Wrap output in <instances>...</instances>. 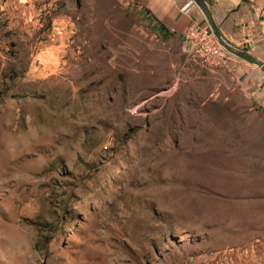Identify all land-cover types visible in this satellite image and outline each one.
Masks as SVG:
<instances>
[{
    "label": "rangeland",
    "instance_id": "1",
    "mask_svg": "<svg viewBox=\"0 0 264 264\" xmlns=\"http://www.w3.org/2000/svg\"><path fill=\"white\" fill-rule=\"evenodd\" d=\"M142 9L0 0V264H217L264 239V111ZM216 164L251 175L218 236Z\"/></svg>",
    "mask_w": 264,
    "mask_h": 264
},
{
    "label": "crops",
    "instance_id": "2",
    "mask_svg": "<svg viewBox=\"0 0 264 264\" xmlns=\"http://www.w3.org/2000/svg\"><path fill=\"white\" fill-rule=\"evenodd\" d=\"M126 1L142 7L145 16L151 19V23L161 35H167V37L179 36L182 38L183 33L192 23L208 29V32L213 35L203 12L193 0ZM209 2L217 23L228 39L236 45L247 48L253 55L264 62V0H209ZM187 4H190L188 9L183 10V6ZM160 24L165 27L163 31L159 27ZM173 28L175 32H171ZM212 39L214 40V37ZM231 66L239 70L241 77L243 76V81L251 88V93L254 96L252 99L253 106L258 110L264 111V72L259 66L235 56L232 59ZM229 172V175H226L225 172L223 175V173L218 171V164L215 165L213 173L214 190L220 195H216L214 203L217 218V220L215 219L214 234L217 236L219 233L222 234L227 231V228L232 231L236 227L237 221L235 222L233 219L238 217L240 210L234 211L231 209L233 202L238 201L236 204L240 207L242 204L247 203L248 195H250L249 184L245 181L247 177H251L249 171L246 172V176L243 171L238 172L236 181L233 178V171L230 170ZM221 200L223 203L220 204L219 208L218 203ZM219 225L221 229H219ZM251 233H254V231H251ZM231 234L232 232H230V236ZM220 239L223 244L224 242L229 244L227 238L223 237ZM256 239L258 240L246 239L242 243L235 244V246L231 242L229 247L225 246L227 244H222V246L226 247L225 249L231 247L236 250L235 254L230 250H225V253L228 254L234 264H241L243 261L240 260L241 257H245L246 264H264V239ZM238 251L242 252L239 253Z\"/></svg>",
    "mask_w": 264,
    "mask_h": 264
},
{
    "label": "built area",
    "instance_id": "3",
    "mask_svg": "<svg viewBox=\"0 0 264 264\" xmlns=\"http://www.w3.org/2000/svg\"><path fill=\"white\" fill-rule=\"evenodd\" d=\"M189 5H184L183 10H187ZM171 32H175V29H171ZM182 38L190 44L192 51L198 54L207 64L213 67H228L231 65L234 55L214 41L212 39L213 35L208 32V29L192 23L183 33ZM216 263L231 264L227 253L220 256Z\"/></svg>",
    "mask_w": 264,
    "mask_h": 264
},
{
    "label": "water",
    "instance_id": "4",
    "mask_svg": "<svg viewBox=\"0 0 264 264\" xmlns=\"http://www.w3.org/2000/svg\"><path fill=\"white\" fill-rule=\"evenodd\" d=\"M193 2L201 9L205 19L207 20L210 30L213 34L214 40L221 45L230 54L238 57L240 59L246 60L253 63L261 68L264 72V62L258 59L253 53H251L247 48H243L239 45L233 43L228 37L223 33L220 25L217 23L214 15L212 6L209 0H193Z\"/></svg>",
    "mask_w": 264,
    "mask_h": 264
},
{
    "label": "trees",
    "instance_id": "5",
    "mask_svg": "<svg viewBox=\"0 0 264 264\" xmlns=\"http://www.w3.org/2000/svg\"><path fill=\"white\" fill-rule=\"evenodd\" d=\"M159 27L161 28L162 31L165 29V27L162 24H160Z\"/></svg>",
    "mask_w": 264,
    "mask_h": 264
}]
</instances>
